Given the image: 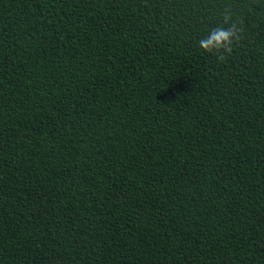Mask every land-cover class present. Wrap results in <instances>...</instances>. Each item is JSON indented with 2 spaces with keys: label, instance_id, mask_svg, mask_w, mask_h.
Instances as JSON below:
<instances>
[{
  "label": "trees",
  "instance_id": "obj_1",
  "mask_svg": "<svg viewBox=\"0 0 264 264\" xmlns=\"http://www.w3.org/2000/svg\"><path fill=\"white\" fill-rule=\"evenodd\" d=\"M0 264H264V0H0Z\"/></svg>",
  "mask_w": 264,
  "mask_h": 264
},
{
  "label": "clouds",
  "instance_id": "obj_2",
  "mask_svg": "<svg viewBox=\"0 0 264 264\" xmlns=\"http://www.w3.org/2000/svg\"><path fill=\"white\" fill-rule=\"evenodd\" d=\"M225 22L230 26L219 27L212 30L206 38L199 41V47L207 53H223L218 57L219 61H223L227 56L231 55L236 43L241 40V33L236 23L232 20L230 11L225 12Z\"/></svg>",
  "mask_w": 264,
  "mask_h": 264
}]
</instances>
